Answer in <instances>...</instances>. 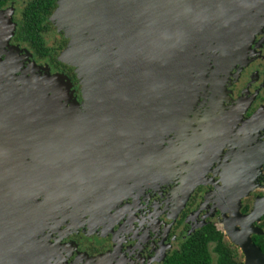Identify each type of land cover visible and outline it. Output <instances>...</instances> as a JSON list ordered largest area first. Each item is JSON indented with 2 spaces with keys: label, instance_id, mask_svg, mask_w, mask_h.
<instances>
[{
  "label": "water",
  "instance_id": "water-1",
  "mask_svg": "<svg viewBox=\"0 0 264 264\" xmlns=\"http://www.w3.org/2000/svg\"><path fill=\"white\" fill-rule=\"evenodd\" d=\"M49 20L67 39L57 59L74 67L81 103L65 74L35 79L34 93L26 87L34 78L12 57L18 45L8 43L16 23L0 13V205H16L12 217L33 224L43 219L36 210L22 213L23 194L35 203L38 193L57 190L78 207L90 205L81 198L85 191L99 198L113 193L120 201L126 195L116 191H131L129 180L150 165L142 156L150 144L160 147L185 125L199 133L192 107L214 69L226 72L261 30L264 0H57ZM52 107L61 122L80 116L60 130ZM34 111H43L45 121L24 126ZM23 127L57 130L44 156L21 158L19 144L28 142L10 140L5 129ZM123 168L132 173L121 178Z\"/></svg>",
  "mask_w": 264,
  "mask_h": 264
},
{
  "label": "flooded vegetation",
  "instance_id": "flooded-vegetation-1",
  "mask_svg": "<svg viewBox=\"0 0 264 264\" xmlns=\"http://www.w3.org/2000/svg\"><path fill=\"white\" fill-rule=\"evenodd\" d=\"M14 3L0 9L15 8ZM261 29L232 67L212 72L206 92L192 107L200 132L185 125L167 135L164 149L150 144L142 154L150 165L129 180L131 191H116L126 195L120 201L113 193L99 198L85 191L81 198H89L85 202L90 205L78 207L60 198V191L48 190L38 193L34 209L29 207L34 201L23 194L22 213L36 210L38 220L43 219L34 224L25 216L12 217L18 213L16 205H0V264H164L183 255L189 240L204 232L215 237L207 240L211 264H220L215 248L221 245L226 264H264V24ZM11 44L21 43L13 39ZM31 53L38 62L43 59ZM18 56L26 67L33 61L25 53ZM41 62L39 76L48 73ZM61 63L55 57L48 67L67 75L80 98L74 69ZM53 129L5 131L10 140L28 142L19 144V154L33 161L49 151ZM123 170L121 178L132 173Z\"/></svg>",
  "mask_w": 264,
  "mask_h": 264
},
{
  "label": "trees",
  "instance_id": "trees-1",
  "mask_svg": "<svg viewBox=\"0 0 264 264\" xmlns=\"http://www.w3.org/2000/svg\"><path fill=\"white\" fill-rule=\"evenodd\" d=\"M17 0H0V8L8 2ZM57 0H27L20 9L18 25L14 32L13 39L16 42L24 43L40 57H50L52 61L55 58L50 54L51 48L48 46L45 35L51 25L48 21L50 15L55 9ZM55 29V28H54ZM56 31V30H55ZM66 39L62 37L58 47L62 48ZM52 61H50L52 63ZM62 64V63H61ZM204 232L195 239H190L183 255H175L164 264H211V255L208 251L207 240H214L212 233ZM218 254L220 264H226L227 255L223 246L215 248Z\"/></svg>",
  "mask_w": 264,
  "mask_h": 264
},
{
  "label": "rangeland",
  "instance_id": "rangeland-1",
  "mask_svg": "<svg viewBox=\"0 0 264 264\" xmlns=\"http://www.w3.org/2000/svg\"><path fill=\"white\" fill-rule=\"evenodd\" d=\"M27 0H17L15 3H14V6H15V8L13 7V6H9V7H5V8H3V9H0V13L2 14V15H4L5 17H8V16H10V14L12 15V20L16 23V28H17V25H18V23H17V21H18V19H19V17H20V9H21V7H23V5L25 4V2H26ZM12 9H13V12H12ZM49 22H50V26H49V30H48V32L46 33V37H45V39H46V42H47V44H48V46L51 48V50H50V54L55 58V57H57L58 55H59V53H60V51L63 49V47L65 46V45H63L62 46V48H59L58 47V43H60V41L62 40V37H61V35L62 34H60V33H57L56 31H55V29H54V27H53V24L51 23V21L49 20ZM16 30V29H15ZM262 30V29H261ZM15 32V31H14ZM259 33L257 32L255 35H254V37H253V39H252V42L254 41V39H255V37L258 35ZM67 40V39H66ZM11 41H13V36H12V38H10V40L8 41V43L11 45ZM251 44V43H250ZM19 46V48H22L21 46H23V50H21V51H19V50H17V49H14V51H13V53L14 54H12V57H14L17 61H18V63L21 65L20 67H21V70H23L24 72L26 71V77H30V78H34L33 80L31 79V80H26L27 81V86L26 87H28V89H32V93H34L36 90H35V87H34V89H33V86H35V83L37 82L36 80H38V79H40V78H44V77H49L50 75H55V74H63V73H58V71H54V74L52 73V69L51 68H49L47 71H48V73H51V74H48V73H45V75H43V76H39L37 73V69L39 68V66L38 65H42L41 63H43V62H41V61H44V63L46 64L45 66L47 67L48 65H49V63H50V61H52L51 59H50V57H48V58H46V57H44L40 62H38L37 60H36V58H33V56H32V50L30 49V47H28L26 44H20V45H18ZM249 48H250V45H249V47L248 48H246V51L245 52H243V54H246L247 53V50H249ZM25 53V57L26 58H28V59H30V60H33V61H30V64L29 65H32V68L33 69H29L28 68V66L26 67L25 66V64H24V62H22L21 61V58L18 56V53ZM26 53L28 54V55H26ZM30 55H31V57H30ZM4 57L5 56H2V59H4ZM38 59V58H37ZM65 64V63H64ZM68 68L70 67V69H74V67L73 66H71V65H68V64H65ZM5 66V65H4ZM33 66H35V68L33 67ZM25 67V68H24ZM30 67V66H29ZM7 68V67H6ZM216 69V68H215ZM19 74H21V73H19ZM65 76H67V75H65ZM36 79V80H35ZM78 81V80H77ZM64 85L66 86V83L64 82ZM63 85V89H65V90H67L66 89V87ZM78 85H79V83H78ZM74 85H72V82L70 81V85H69V90H71V91H73V92H75V90H74ZM18 89V88H17ZM16 89V90H17ZM79 89H80V85H79ZM25 90H27V89H25ZM76 93V92H75ZM15 94L13 93V96H14ZM81 95V94H80ZM74 97H75V99L77 100V102H79L78 100L80 99L81 101H82V99H81V96H80V98H78V96L77 95H74ZM78 98V99H77ZM51 110V113H55L54 114V116L56 115H59V113L58 112H56V109H55V107H52V109H50ZM35 113L37 112V111H34ZM40 112V111H39ZM42 112V111H41ZM38 113V112H37ZM36 114H33L32 113V115L28 118V120L25 122V125L24 126H26L27 125V123H31V121H36L37 120V118H39L37 121H39V120H43V122L45 121V119H41L42 117H40V116H38V117H36L35 116ZM48 116V115H47ZM79 113L78 112H75V113H73V114H71V117H69L68 118V116H66L67 118H65L59 125H58V127H60V130H63L64 129V127L66 126L64 123L65 122H68L69 120H77L78 118H79ZM70 124V123H69ZM19 125V124H18ZM63 125H65V126H63ZM63 126V127H62ZM81 128V127H80ZM63 132H61L60 134H62ZM168 142V138H166V141L162 144V145H160V147H158L156 144H155V146L157 147V148H162V149H164V147H165V144Z\"/></svg>",
  "mask_w": 264,
  "mask_h": 264
}]
</instances>
